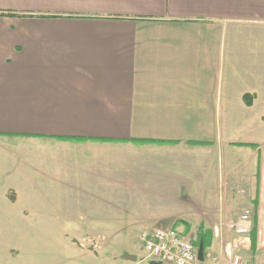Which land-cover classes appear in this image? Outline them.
Masks as SVG:
<instances>
[{"label":"crops","instance_id":"0c3cea01","mask_svg":"<svg viewBox=\"0 0 264 264\" xmlns=\"http://www.w3.org/2000/svg\"><path fill=\"white\" fill-rule=\"evenodd\" d=\"M49 195L68 264L178 226L229 259L246 210L264 264V0H0V264H41Z\"/></svg>","mask_w":264,"mask_h":264},{"label":"built area","instance_id":"2783aa9c","mask_svg":"<svg viewBox=\"0 0 264 264\" xmlns=\"http://www.w3.org/2000/svg\"><path fill=\"white\" fill-rule=\"evenodd\" d=\"M230 228L240 237L226 246L227 254L231 256V264H244L241 256L235 251L244 244V241H249L243 236H247L251 231L250 211L247 210L240 219L232 222ZM141 241L147 258L155 259L161 264L219 263L216 254L208 251L204 258L200 259L198 247L187 236L173 228L145 231L141 235Z\"/></svg>","mask_w":264,"mask_h":264},{"label":"rangeland","instance_id":"374dc122","mask_svg":"<svg viewBox=\"0 0 264 264\" xmlns=\"http://www.w3.org/2000/svg\"><path fill=\"white\" fill-rule=\"evenodd\" d=\"M220 120L219 125L220 128H222L223 126L226 125L225 119L226 118H218ZM232 123L230 122L231 128H235L238 123L240 122L241 119H243L242 117H232L229 118ZM214 125V122H213ZM243 133V132H242ZM226 135V134H224ZM50 181H44V190H46L49 194L50 192ZM90 200H94V198H87ZM54 200H61L59 198H53L51 195L49 196H45L41 198V206L43 209V216L41 218V224H44L42 229H40V227H38V236H37V242H38V251H40L41 248V264H68L69 260H60L61 258H63V253L65 252L64 248L61 246V244L59 243L58 238H54L57 237L60 232L59 229H54L51 226V220H50V216H51V209H52V205L56 204V203H52V201ZM75 205H79L80 202L83 200L82 198H74ZM107 202L106 205L110 208V211H113L114 206L116 205L113 198L107 197L106 198ZM52 204V205H51ZM198 214H190V216H188V219L190 220V222L193 224L194 220H196V218H200V217H195ZM253 222V220H252ZM96 226H98V223H95ZM52 229V230H51ZM96 229V231H99L98 228H94ZM178 230L180 231H184L183 230V226L182 227H177ZM53 231V232H52ZM185 234V233H184ZM193 235H190L191 240H194ZM88 237L93 239L96 238V236L91 232L90 234H88ZM2 238L0 237V240ZM131 244L135 246V248H140L141 251L137 250V257L138 259H142L143 264H152V259L151 258H146V252L143 248L142 242L140 241L139 246L137 245V242L132 239ZM52 251L56 252V254H53ZM214 250H212L211 248L208 249V252H212L213 253ZM216 256L219 258L220 263L222 264V261H225L224 264H231L230 260L231 258L229 257V259H221V253L214 251ZM237 254L240 255L242 257L243 263L244 264H257V254L252 252L251 249H246L244 247V245H242L237 251ZM40 258V256H39ZM5 262H3L2 264H4ZM17 264H21V262H18Z\"/></svg>","mask_w":264,"mask_h":264},{"label":"trees","instance_id":"16d2710c","mask_svg":"<svg viewBox=\"0 0 264 264\" xmlns=\"http://www.w3.org/2000/svg\"><path fill=\"white\" fill-rule=\"evenodd\" d=\"M245 99H246V103L247 104H250V101L248 100L249 96L247 94L244 95ZM140 141H144V142H155L154 140H150V139H139ZM161 142H164V141H161ZM253 230H254V227L251 231V237H252V234H253ZM204 241V247L205 249L208 247V245L206 244L205 240Z\"/></svg>","mask_w":264,"mask_h":264},{"label":"water","instance_id":"95a60500","mask_svg":"<svg viewBox=\"0 0 264 264\" xmlns=\"http://www.w3.org/2000/svg\"><path fill=\"white\" fill-rule=\"evenodd\" d=\"M199 256L201 259H203V257H204V244H203V242H201L199 245ZM157 264H160V263H157Z\"/></svg>","mask_w":264,"mask_h":264}]
</instances>
